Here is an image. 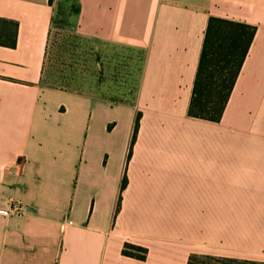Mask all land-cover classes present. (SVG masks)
<instances>
[{"label": "crops", "instance_id": "obj_1", "mask_svg": "<svg viewBox=\"0 0 264 264\" xmlns=\"http://www.w3.org/2000/svg\"><path fill=\"white\" fill-rule=\"evenodd\" d=\"M76 8L87 41L142 53L135 96L43 85L53 5L0 0V20L16 24L15 47L0 46V264L264 262V0ZM210 17L256 29L218 123L187 115Z\"/></svg>", "mask_w": 264, "mask_h": 264}, {"label": "rangeland", "instance_id": "obj_2", "mask_svg": "<svg viewBox=\"0 0 264 264\" xmlns=\"http://www.w3.org/2000/svg\"><path fill=\"white\" fill-rule=\"evenodd\" d=\"M49 3L53 5V30L41 83L126 104L132 102L142 53L87 41L78 33L76 0Z\"/></svg>", "mask_w": 264, "mask_h": 264}, {"label": "trees", "instance_id": "obj_3", "mask_svg": "<svg viewBox=\"0 0 264 264\" xmlns=\"http://www.w3.org/2000/svg\"><path fill=\"white\" fill-rule=\"evenodd\" d=\"M51 2V0H49ZM76 13L78 9L76 8ZM12 35L0 31V46L14 48L16 44V24L0 20ZM255 27L246 24L210 17L202 43L201 53L193 83L187 115L190 118L218 123L221 120L229 96L255 35ZM139 127V115L133 126L132 141ZM125 181L121 183V189ZM134 251V252H133ZM146 251L125 246L123 254L143 259ZM264 264L258 261L191 255L187 264Z\"/></svg>", "mask_w": 264, "mask_h": 264}, {"label": "built area", "instance_id": "obj_4", "mask_svg": "<svg viewBox=\"0 0 264 264\" xmlns=\"http://www.w3.org/2000/svg\"><path fill=\"white\" fill-rule=\"evenodd\" d=\"M6 210L9 214L19 216L22 212V206L19 202L11 201L7 204Z\"/></svg>", "mask_w": 264, "mask_h": 264}]
</instances>
